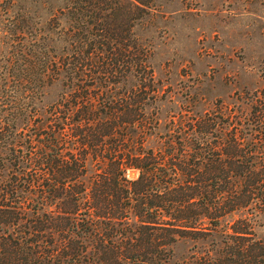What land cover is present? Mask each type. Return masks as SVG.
<instances>
[{"label": "trees", "instance_id": "1", "mask_svg": "<svg viewBox=\"0 0 264 264\" xmlns=\"http://www.w3.org/2000/svg\"><path fill=\"white\" fill-rule=\"evenodd\" d=\"M154 3L41 0L49 14L7 16L0 264H264L251 218L222 223L264 206V114L187 109L161 126L138 32Z\"/></svg>", "mask_w": 264, "mask_h": 264}, {"label": "rangeland", "instance_id": "2", "mask_svg": "<svg viewBox=\"0 0 264 264\" xmlns=\"http://www.w3.org/2000/svg\"><path fill=\"white\" fill-rule=\"evenodd\" d=\"M27 6L33 14H49L41 0H0V70L16 38L7 16ZM138 32L153 48L151 64L166 96L163 128L180 111L219 112L222 106L243 124H258L256 112L264 114V0H155ZM257 206L228 215L224 229L247 216L263 236L264 206ZM191 245L184 240L177 254L190 256Z\"/></svg>", "mask_w": 264, "mask_h": 264}]
</instances>
